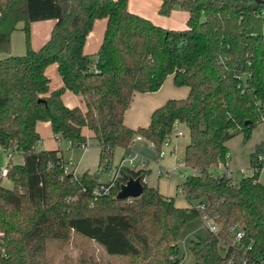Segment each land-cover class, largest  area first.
Here are the masks:
<instances>
[{"label": "trees", "instance_id": "trees-1", "mask_svg": "<svg viewBox=\"0 0 264 264\" xmlns=\"http://www.w3.org/2000/svg\"><path fill=\"white\" fill-rule=\"evenodd\" d=\"M127 2L0 0V149L23 156L6 165L12 188L0 178V264H48L47 240L72 232L130 264H179L180 229L202 215L220 229L191 240L193 264H264L263 145L249 155L252 175L233 181L223 167L227 141L240 134L245 142L264 123V0H160L162 15L174 6L188 13L182 29L154 24ZM98 18L106 20L103 38L87 54L83 46ZM46 19L55 21L50 37L33 49L30 24ZM20 22L26 51L13 55L11 34ZM51 63L62 80L53 90L45 74ZM170 74L175 86L189 88L186 97L166 100L145 127L125 125L133 94L158 90ZM66 90L81 96L84 110L64 104ZM38 121L72 146L86 145L88 127L101 171L67 173L60 149L35 150ZM175 121L189 134L183 163L191 172L180 185L188 206L146 183L139 197L116 199L121 183L148 174L127 167L110 194L94 198L116 147L126 151L138 134L157 152Z\"/></svg>", "mask_w": 264, "mask_h": 264}, {"label": "rangeland", "instance_id": "rangeland-1", "mask_svg": "<svg viewBox=\"0 0 264 264\" xmlns=\"http://www.w3.org/2000/svg\"><path fill=\"white\" fill-rule=\"evenodd\" d=\"M100 20L102 19L98 18L97 21L93 23L92 28L94 30L96 28L95 26L99 24V22H102ZM18 25H21L18 26L19 30L17 29L14 31L22 34V46L23 49H25V33L22 29L20 30V27H22V22H20ZM104 26L105 22L102 23L101 29H104ZM30 41L31 31L29 29V43ZM96 47H98L96 46V43L90 44V49L95 48L94 51L90 50V52H95L97 50ZM47 68L50 69V72L48 70L47 74L50 78V86H54L60 80L56 64L51 63L47 66ZM71 94L74 95L72 92ZM84 106L85 105L83 102L81 105H79L81 109H83ZM41 122L45 123L46 121ZM46 127V136L45 131L44 134L39 132L40 140H45L48 142L47 146L45 147H56L62 151L63 159L66 163L65 168L67 173L72 172L75 175H78V173L81 174L84 170L98 172L99 145L98 141L92 137L88 127H83L82 129L87 138L85 150L81 146H71L70 143L64 139L56 140L49 123L46 124ZM179 128L183 131L184 136L178 138L172 136V143L170 144V146H173L176 143L178 148H176L174 152L169 153L170 147L167 145H162L165 154L159 158V164L161 165V169L163 171V174H161L160 177L157 176V172L154 166H152L153 163L151 164V161H156V151L147 146L148 142L146 140L135 141L133 145H131V150H134L135 152L150 159V161H146L151 165V171L146 177L147 183L156 187L155 181L156 178H159L158 182L156 183H158L159 189H161L160 191L164 193V195L166 194L165 196H167V193L170 194V196L174 199L175 205L184 207L187 205V201L184 198L180 185L183 182L185 176L191 172L189 168L183 166L184 147L189 140V134L186 127L179 126ZM256 144H262L264 147V123H259L257 126H255L251 132L250 138L245 142L242 141V135L240 134H237L228 140V148L230 153V161L228 165L234 176L241 177L239 170L241 168H249V154ZM40 147L41 146L39 144L35 145V149H40ZM167 147H169L168 151ZM121 155V148L116 147L112 155V165H116L119 162ZM21 159V156L13 154L11 161L13 163H17L20 162ZM8 162L9 158L6 152L0 149V166L7 165ZM69 163H71L73 167L75 166L77 173L71 169L72 166H70ZM176 166H180L179 169L175 170ZM220 172L222 173V171ZM260 178L262 181L264 180V168L260 173ZM104 179L105 174H103L101 180ZM1 181L3 186L12 188L13 184L7 178H2ZM207 234L208 229L204 225V222L200 216L194 217L185 222V224L180 229L177 238L178 257L180 259L179 264H193L194 257L190 251L191 240L204 238ZM46 255L48 264H130V261L127 257L107 254L104 249L94 241L73 232L70 234V237L67 240H47Z\"/></svg>", "mask_w": 264, "mask_h": 264}, {"label": "crops", "instance_id": "crops-1", "mask_svg": "<svg viewBox=\"0 0 264 264\" xmlns=\"http://www.w3.org/2000/svg\"><path fill=\"white\" fill-rule=\"evenodd\" d=\"M127 7L131 12L136 13L138 15H141L145 18H148L154 24H157V25H159L163 28H167V29H182L186 26V22L188 19V13L178 6H174L168 15H161L159 13L160 0H128ZM100 19H102V20H100L102 22H99V24H97L95 26L96 27L95 30L92 28L86 37V40H85V43L83 46V50L87 54H94L98 50L100 43L102 41L105 26H104V29H101V25L104 22L106 25V20H105V18H100ZM95 21H97V19ZM54 22L55 21L53 19H46V20L31 22L30 28H29L31 31V41H30L31 48L38 49L49 39L52 28L54 26ZM18 26H21V25H18ZM17 29L19 30V27ZM20 30H21V27H20ZM15 31H13L11 34V54L21 55V54L25 53V51H26V48L23 49V46H22L23 45L22 44V37L23 36L21 33L15 32ZM92 43L93 44L96 43V46H98V47H96L97 50L93 53L90 52V50H93V51L95 50V48L90 49V44H92ZM3 55L4 54H0V56H3ZM56 67H57V65H56ZM48 70L50 72V69H48L46 67L45 68V74L49 78V76L47 75ZM49 82H50V78H49ZM60 86H62L61 78H60L59 82L56 83L54 86L53 85L50 86V83H49V89L50 90L59 88ZM188 91H189V88L187 86H180V87L175 86L173 83V75L170 74L165 78L164 82L162 83L161 87L158 90L152 91V92H135L133 94L131 102H130V104H129V106L126 109L125 114H124L125 125H127L128 127L132 128V129H136L140 126H142V127L147 126L150 122V116H151V113L154 109L161 106L163 103H165L166 100H168L170 98H184V97H186V95L188 94ZM62 100H63L64 104L69 106V107H74V106L79 107V105H81V103L83 102L81 96L75 95V94L73 95V94H71V91H69V90L64 91V93L62 94ZM84 109H85V106L82 110H84ZM47 123H49V122L46 121L44 123V122L38 121L36 124L37 132L38 133L41 132L42 134H44V131H45V136H46V130H47L46 124ZM180 126L186 127L183 123ZM90 132H91V135L93 137V132L91 130H90ZM82 133L86 137L83 130H82ZM142 140H146V139L143 138ZM146 141L148 142V140H146ZM37 144H39L41 146L40 149H35L37 151L58 149L56 147H50V148L45 147L48 144V142L45 140H43V141L39 140ZM147 146L149 147L148 143H147ZM227 146H228V141H227ZM255 146H254V148H255ZM169 147H167V151L169 148V153H172L175 151V149H173V146H169ZM176 148H178L177 145H176ZM254 148H253V150H254ZM83 149L85 150V148H83ZM121 150H122V155H121V158H122L123 154L126 151L123 148H121ZM253 150L251 152H253ZM14 154L21 156V158H22L21 161L17 162V163H22L23 162V156L20 153H14ZM140 156H142L145 161H147V160L150 161V159L146 158L145 156H143L141 154H140ZM12 157H13V155H12ZM11 160H12V158H11ZM229 161H230V153H229V160L223 166L224 169H229V165H228ZM98 163H99V160H98ZM152 163H153L152 166H154V168L157 172V176L160 177V175L163 174V171L161 169V165L159 164V158L157 157V155H156V161L155 162L151 161V164ZM69 164H70V166H72L71 163H69ZM4 166H6V165H4ZM112 166H114V165H112ZM150 166L151 165L148 164V162H146V169H144V170H148V174L151 171ZM183 166H184V163H183ZM179 167L180 166H176L175 170L179 169ZM249 168H250V166H249ZM71 169H73L75 171V173H77L75 166L74 167L72 166ZM230 171H231L230 178L233 181H238L244 176L243 173L240 172L241 177H236L233 175L232 170H230ZM166 172H168V171H166ZM78 174H80V173H78ZM147 175L144 177L143 182L146 183L148 186L154 187V185L147 183V180H146ZM158 179L159 178H156L155 186L158 188L159 192H161L160 191L161 189H159L158 183H156V182H158ZM259 179L262 181L260 176H259ZM162 194L164 195V193H162ZM167 196L171 197L170 194H168V193H167ZM186 206H188V204ZM186 206H184V207H186Z\"/></svg>", "mask_w": 264, "mask_h": 264}, {"label": "built area", "instance_id": "built-area-1", "mask_svg": "<svg viewBox=\"0 0 264 264\" xmlns=\"http://www.w3.org/2000/svg\"><path fill=\"white\" fill-rule=\"evenodd\" d=\"M181 124L182 123L179 121L174 122L171 135L165 140V142L162 145L170 146V144L172 143L171 142L172 136H175L176 138L184 136L183 131L180 130V128H179V126ZM142 139L143 138L140 135H138V134L135 135L133 137L130 145L128 146L125 154L119 160V162L116 165L109 167L107 170H103V174H105V179L101 180V182L94 189V191H93L94 198H96L97 196L102 195V194H110L111 193V190L115 186V184L117 183L118 179L120 178L121 170L124 167L133 169L135 171L146 169V161L144 160V158L142 156H140L139 153L131 150V145L135 141H141ZM148 144H149V147L151 149L155 150V146H154L153 142L148 141ZM85 146L86 145H83L82 147L85 148ZM173 149H176V144L173 145ZM4 152H6L9 159L12 158V154L10 152H8V151H4ZM164 154H165V151L163 150V148L161 146L160 150L156 152V155L158 158H160ZM257 159L263 160L264 154H262V153L257 154ZM65 171L67 172L66 168H65ZM100 171H101V169L98 167V172H100ZM224 172H225V175L227 177H230L231 171L229 169H225ZM240 172H242L244 176L252 175L253 168H251V167L249 169L241 168ZM7 173H8L7 166H0V178L1 179L7 178ZM201 218H202L204 225L207 227L209 232H211L213 234H216L219 232V229H220L219 224L214 222L207 215H202ZM241 236H242V233L240 231H237L235 234V240L240 239Z\"/></svg>", "mask_w": 264, "mask_h": 264}, {"label": "water", "instance_id": "water-1", "mask_svg": "<svg viewBox=\"0 0 264 264\" xmlns=\"http://www.w3.org/2000/svg\"><path fill=\"white\" fill-rule=\"evenodd\" d=\"M144 189L143 180L137 176H130L125 182L120 184L119 190L117 191L116 199H132L139 197Z\"/></svg>", "mask_w": 264, "mask_h": 264}]
</instances>
